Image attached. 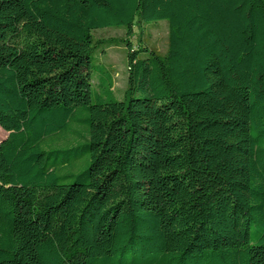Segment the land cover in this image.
Returning <instances> with one entry per match:
<instances>
[{
  "label": "trees",
  "instance_id": "trees-1",
  "mask_svg": "<svg viewBox=\"0 0 264 264\" xmlns=\"http://www.w3.org/2000/svg\"><path fill=\"white\" fill-rule=\"evenodd\" d=\"M0 128V264H264V0H0Z\"/></svg>",
  "mask_w": 264,
  "mask_h": 264
},
{
  "label": "rangeland",
  "instance_id": "rangeland-1",
  "mask_svg": "<svg viewBox=\"0 0 264 264\" xmlns=\"http://www.w3.org/2000/svg\"><path fill=\"white\" fill-rule=\"evenodd\" d=\"M135 36L130 39L133 49L140 45H145L149 49H154L164 55L168 49V23L159 21L148 23L143 26V33L139 29H134ZM142 35V38H140ZM95 50L92 54L94 65L93 90L98 91L99 75L98 69L101 67L107 72L108 82L113 83V93L118 101L124 100L127 87L128 63L127 46L125 44L126 28L124 26L104 28L92 31ZM142 39V40H141ZM83 133V132H82ZM7 137V133L0 128V143ZM75 145V143L73 144ZM85 168V159L79 161L78 168L74 174L81 173ZM70 182L72 180H69Z\"/></svg>",
  "mask_w": 264,
  "mask_h": 264
}]
</instances>
